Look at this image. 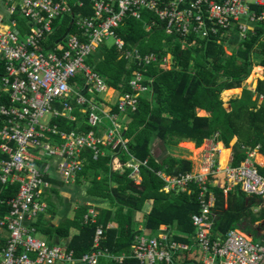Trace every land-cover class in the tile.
<instances>
[{"label": "built area", "instance_id": "1", "mask_svg": "<svg viewBox=\"0 0 264 264\" xmlns=\"http://www.w3.org/2000/svg\"><path fill=\"white\" fill-rule=\"evenodd\" d=\"M9 1L7 22L0 15V153L6 155L0 161V184L17 183L18 188L14 197L0 201L9 207L0 217V228L7 232L0 264H181L186 253L199 264H264V237L254 240L236 229L223 236L213 235L215 198L209 189L213 177L223 174L224 195L239 187L247 196L261 198L264 208V175L256 167L264 165L255 160L259 146L243 147L246 157L237 167L221 169L216 150L211 148L203 156L199 171L176 176L157 172L165 181V192L188 191L195 186L199 212L192 216L194 234L190 244L174 241L167 228L151 236L138 227L141 233L134 235L129 253L114 255L100 247L104 228L98 226L92 250L76 257L66 245H50L38 238L33 225L47 209L44 194L51 187L48 178L74 183L84 166V150H91L93 159L104 155V148L121 147L126 151V116L136 110L140 96L151 92L153 78L145 75L146 68L157 65L170 69L169 53L158 61L152 52L126 46L117 32L125 17L140 20L141 12L147 11L156 19L145 24V32L157 20L165 34L181 39L216 36L220 40L234 31L233 36L240 42L257 24L264 26V0ZM85 2L89 3L90 15H85ZM15 13L25 21L23 29L13 19ZM66 15L74 31L48 45L54 21ZM109 40L111 44H107ZM102 45L114 46L118 58L133 67L129 91L115 90L111 105L99 100L109 88L86 64L88 56ZM263 98L259 96L260 101ZM75 108L85 116L88 131L66 133L55 125L51 127L52 118L74 121ZM49 133L58 137L50 138ZM140 164L145 162L126 164L132 168L130 176L136 184ZM111 166L113 170L121 168L116 156ZM52 168L57 176L50 175ZM96 215L90 205L83 222L93 223Z\"/></svg>", "mask_w": 264, "mask_h": 264}, {"label": "trees", "instance_id": "2", "mask_svg": "<svg viewBox=\"0 0 264 264\" xmlns=\"http://www.w3.org/2000/svg\"><path fill=\"white\" fill-rule=\"evenodd\" d=\"M85 5L87 8L89 3L85 2ZM86 8L85 15H90L91 11ZM12 17L19 29H23L25 21L16 13ZM155 19L153 14L142 11L140 20L125 17L117 30L126 46L136 47L143 53L152 52L158 61L167 53L171 55L169 70L157 65L146 68L145 75L153 78L151 92L140 96L136 110L126 116L128 122L123 131V136L128 139L126 151L121 147L116 150L104 148V155L93 159L92 151L84 150V166L77 173L74 184H87L85 200L78 202L72 217L63 216L58 224H51L50 216L60 213L58 206L64 207L67 201L59 193L62 182L48 178L51 187L44 194L47 209L33 223L48 244L57 245L63 241L76 257L92 250L98 226L104 228L100 240L102 249L114 255L129 253L134 235L141 233L137 227V213H141L147 235H157L160 226L164 225L174 241L190 244L189 238L194 234L192 216L199 212L195 186L188 191L175 189L165 192V181L157 172L176 176L191 171L192 162L167 151H163L159 158L154 157L152 145L155 139L162 143L164 149L173 150L180 142H192L199 147L206 139H214L228 148L231 140L236 138L231 167H237L246 157L241 146H259L258 152L264 156V98L258 101L264 94V80L257 81L254 91L243 88L240 97L227 102L228 109L221 99V94L236 91L235 88H239L251 75L253 67H264V26L257 24L243 41H236L235 46L228 48L230 38L181 39L167 35L157 20L145 32V24ZM73 31L70 16L55 20L48 45ZM118 57L114 46L102 45L88 56L86 64L108 88L122 93L129 91L128 81L133 67ZM1 74L3 66L0 61ZM198 111L207 115L200 116ZM72 115L74 121L66 117L52 118L51 127L55 125L56 129L66 133L90 129L84 123L85 116L77 108ZM48 135L54 139L58 137L57 134ZM228 152L222 153V166L227 161ZM115 156L121 164L118 170L111 166ZM4 158L6 155L0 153V161ZM134 161L145 162V165L138 166V184L130 176L132 168L126 165ZM256 167L264 175V167ZM17 188V183L0 184V201L14 197ZM209 189L215 198L213 235H224L228 230L238 228L254 236L256 230L264 227L261 198L247 196L239 187L230 189L224 196L219 183H212ZM90 205H94L97 215L93 223H84L83 217ZM8 211L9 207L0 203V217ZM258 221L262 223L254 226ZM6 239L5 228H0V254ZM253 239L257 240V235ZM188 254L181 264H199Z\"/></svg>", "mask_w": 264, "mask_h": 264}, {"label": "crops", "instance_id": "3", "mask_svg": "<svg viewBox=\"0 0 264 264\" xmlns=\"http://www.w3.org/2000/svg\"><path fill=\"white\" fill-rule=\"evenodd\" d=\"M1 2L4 4V2H6V3H9L10 1L9 0H5V1H3V0H1ZM6 3H5V6H6ZM0 15H2V14H0ZM232 35H235L234 33H232L231 32V34H230V36H228L229 38H231V37H233ZM234 39H235V41H237V39L234 37ZM254 68H261V69H264V67H260V66H257V67H254ZM253 68V69H254ZM252 69V70H253ZM257 73H254L252 76H251V78H250V80L252 79V77L254 76V75H256ZM250 77V76H249ZM257 84V83H256ZM234 88H232V90H233ZM235 90L236 91H232L231 92V90H229V91H227L226 93H225V95L224 94H222L223 96H230L231 94H235V97L237 96V93L239 92V88H235ZM108 91H111V93L109 94V93H107V94H105V96H102V98H101V96L99 97V100H101V101H104L107 105H111V103H112V101L115 99L114 97H115V95H116V93L114 92L115 90L114 89H112V88H109V90ZM114 98V99H113ZM259 102H261L260 100H259ZM228 105V104H227ZM198 115H200V116H205V115H207L204 111H198ZM235 142H236V138H233L232 140H231V142H230V144H229V147L228 148H226L221 142H216L214 139H206V140H204V142L199 146V147H195V145L192 143V142H180L178 145H177V147H175V148H173V150L172 149H169V150H172V151H169V150H166L165 149V151H167V152H170L171 154H173L174 156H177V157H179V158H184V159H187V160H190L191 162H192V170L193 171H199L200 169H201V165H199V163H198V158H196L197 157V153H200L201 152V155H205L211 148H214L215 150H216V159H217V162H218V165H219V167L221 168V169H224V168H226V167H230V163H231V161H232V147H233V145L235 144ZM187 145H191V146H187ZM192 147V148H191ZM243 147H248V146H241V149H243ZM190 149H193V150H198V149H202L200 152H196L195 154H194V151H191ZM229 151L228 152V158H227V161H226V163H225V165L224 166H222V164H221V162H220V160H221V157H222V153L224 152V151ZM244 150V149H243ZM258 156H260L261 158H262V160L264 161V156L263 155H261V154H258L257 156H256V158L258 157ZM203 158V157H202ZM256 158H255V160H256ZM195 159H197V160H195ZM256 162L258 163V164H261V163H259L257 160H256ZM194 163H196V165L197 166H195V164ZM261 165H264V163L263 164H261ZM221 175H223V174H221ZM219 176V178H214V179H212L211 180V184L213 183V184H216V183H219V185H222L223 184V177L222 176ZM56 180V179H55ZM57 181H59V182H61L60 180H57ZM135 181V180H134ZM136 181H139L140 182V177H139V175H138V178L136 177ZM235 188V187H234ZM224 196H226V195H224ZM148 209H149V206H148ZM254 212H257V209H254ZM136 219L138 220V224H137V227H143V220H142V218H141V213H137L136 214ZM262 223V221H258V222H256L255 224H254V226H257V225H259V224H261ZM164 229H166V226H164V225H162V226H160V233H163L164 231ZM233 229H236V230H239L240 232H242V233H245L246 235H248V236H250L251 238H253V237H255L256 235H257V240H260V239H262L263 237H264V227L261 229V228H259L258 230H256V232H255V235L253 236L252 235V233H248V232H245V231H242L241 229H238V228H233ZM220 236H223V235H220ZM190 239V238H189ZM255 240V239H254Z\"/></svg>", "mask_w": 264, "mask_h": 264}, {"label": "rangeland", "instance_id": "4", "mask_svg": "<svg viewBox=\"0 0 264 264\" xmlns=\"http://www.w3.org/2000/svg\"><path fill=\"white\" fill-rule=\"evenodd\" d=\"M5 3L4 4L1 2L0 0V14H2L4 16V19H5V22H7V19H8V15H7V10H6V6H5ZM227 40L229 39V37H226ZM107 44H111V40L108 41ZM236 44V41L234 39V37H231L228 41V48L229 47H233L235 46ZM254 68V67H253ZM254 73H257L256 76L257 77H253L252 80H250L251 76L254 74ZM250 77H248L245 82L239 87V92L237 93V96L235 97V94H231L230 96H226L224 97L222 94H221V99L224 103V106L225 108H229L228 105H227V102L230 100V99H233V98H238L241 96V93H242V89L243 88H246L247 90H251L253 91V89L256 87V83L257 81H263L264 80V72H256L254 69L251 71L250 73ZM264 82V81H263ZM109 94L111 93V91H107ZM226 93V92H225ZM224 93V95H225ZM264 95V94H262ZM259 101V100H258ZM104 125L105 126H109V122H104ZM189 147V145H187ZM192 148V147H191ZM191 151H194V154L196 152H200L202 149H198V150H193V149H190ZM165 151V149L163 148V145L162 143L159 141V140H154L153 141V145H152V154L154 155V157L156 158H159L161 157V154L162 152ZM172 151V150H170ZM203 155H201V152L200 153H197V157L199 160H198V163L199 165L202 164V161H203ZM216 157V155H215ZM197 160V159H195ZM217 160V159H216ZM52 160L49 159V164H52ZM195 166L196 163H194ZM50 175L51 176H57L53 170V168L51 169L50 171ZM87 184H82L81 185H78L76 186L74 183H70V184H64V183H61V187L59 189V193L62 197L66 198V205L64 207H59L58 206V210L60 211L57 212V213H54L50 216V221H51V224L53 225H56L58 224L59 220L63 217V216H67V217H72L73 216V211L75 210V208L77 207L78 205V202H83L85 200V197H84V194H85V186ZM67 189V190H65ZM94 204V203H93ZM95 205V204H94ZM93 205V206H94ZM95 208V207H94ZM62 211V212H61ZM49 217V216H48ZM138 221V220H137ZM139 223V222H138ZM38 238H43L39 233H37L36 235ZM59 246H64V242L63 241H60L58 242Z\"/></svg>", "mask_w": 264, "mask_h": 264}, {"label": "bare ground", "instance_id": "5", "mask_svg": "<svg viewBox=\"0 0 264 264\" xmlns=\"http://www.w3.org/2000/svg\"><path fill=\"white\" fill-rule=\"evenodd\" d=\"M254 70L256 71V72H264V69H261V68H254ZM224 97H226V96H224ZM189 146H191V145H189ZM256 160L259 162V163H261V164H263L264 163V161L262 160V158L260 157V156H258L257 158H256Z\"/></svg>", "mask_w": 264, "mask_h": 264}]
</instances>
